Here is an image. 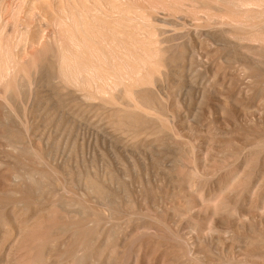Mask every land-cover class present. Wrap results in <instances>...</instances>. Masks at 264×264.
I'll return each mask as SVG.
<instances>
[{"label":"rangeland","instance_id":"374dc122","mask_svg":"<svg viewBox=\"0 0 264 264\" xmlns=\"http://www.w3.org/2000/svg\"><path fill=\"white\" fill-rule=\"evenodd\" d=\"M249 1L253 13L264 10V0ZM157 2L166 7L157 22L163 45L184 48L179 61L171 58L160 79L143 87L157 105L135 110L132 97L121 93L108 103L106 95L88 99L47 69L32 79L31 66H21L19 81L0 101L3 175L35 169L48 175L44 192L9 180L1 186L0 264H71L76 250L85 264H134L139 252L138 264H264V56L252 52L264 49L261 32L225 25L249 18L239 0L144 3ZM134 113L145 123L119 128L123 114ZM106 167L112 180L105 198L84 192L86 174L101 176ZM62 200L74 203L69 214L87 208L96 220L80 229L86 221L74 211L68 216ZM70 222L79 228L68 229ZM190 244L194 258L186 253Z\"/></svg>","mask_w":264,"mask_h":264},{"label":"bare ground","instance_id":"6f19581e","mask_svg":"<svg viewBox=\"0 0 264 264\" xmlns=\"http://www.w3.org/2000/svg\"><path fill=\"white\" fill-rule=\"evenodd\" d=\"M144 2L145 0H0V101L3 98H5L6 91L9 88L11 89V87H13L16 84L17 80L19 81L18 78H20L19 75H21V66L22 67L24 66L26 68L27 67L29 68V66H31L33 67V70L31 72L30 69L32 68L29 69V72H31V74L29 73V75L32 76V79L35 80L37 76L40 75L39 73H42L44 69H47L51 72L53 76H56V78L59 77L68 86L74 85V87L75 86H77V88L80 87L81 91L85 93L84 97L88 99L89 98L92 99L93 97H98L99 99V97H101L102 95L103 96L106 95L108 97H106V99L103 100V102L108 103L111 101V98L113 95H115V93H121V95L125 94V95H130L132 97L133 99L132 106L135 108V110L140 109L141 107L144 108L154 103H156L157 105V102L153 98H151L153 95L150 96L149 93L147 92V91H151V89L148 88L149 90L145 91L143 87L149 85L151 82L154 83L155 81L160 79L159 78L160 75L158 74L162 70L161 67L169 63V61H171V58L173 60L174 57H176L177 59L174 60L179 61L180 58L178 57L181 56V53L184 48L182 47L183 46L182 44L180 45L175 44L177 45L175 47H170V46L165 47L163 45L164 40L160 36L162 32L157 25V22L159 21L158 15L161 13V10L166 9L165 5L161 3L162 1L157 3H149V4H145ZM248 2L250 3L251 1L248 0ZM249 3L247 4L245 0H239L238 6L242 8L244 7V9L241 10L243 14L242 16H244V18L249 17L250 19L248 18L247 20H242L243 18H241L240 21L237 20L236 22H232L231 20V22H226L225 25L230 26L233 29V32L237 30H244L249 28L255 30V27L259 28L258 30H260L262 37L257 39V41L262 46V44H264V16H263L264 14L262 13L264 10L261 9L262 12L261 10H259V12L253 13V11L249 9L250 7L249 6H248L249 8L247 7V5H250ZM34 5L35 6L37 5L38 7L35 8L33 7ZM235 6L238 7L237 5ZM33 20H38V22L36 21L38 23V26L36 25L37 26L36 28L32 26ZM208 20L209 19H206L207 23L209 22ZM250 34L252 35V33ZM261 35L259 34V36ZM252 36L254 37V35ZM241 37L242 36H240V38ZM260 51H262L261 53L264 54L263 48H258L255 50V52L254 51L252 52L256 54L255 56H257L259 55ZM261 53L260 56L263 57L264 55L263 54L261 55ZM171 54L173 57L171 56ZM259 58L257 59L259 60ZM118 99L120 100V98ZM262 102L264 103V97L262 99ZM127 106L130 107L131 105L127 104ZM262 106H264V104ZM116 110H118V108ZM120 115L122 116V113H120ZM120 115L119 117H121ZM123 115H124L123 119L121 118V120L120 119L119 121L117 120L119 128L122 127L128 130H132V129L135 130L141 122H144V120L141 117L143 115L137 116L135 115V113L134 115L127 114V117L125 114ZM112 116L114 117L115 115L112 114ZM140 117L143 121H141ZM142 124L143 123H141L140 125ZM8 135H9L8 139L10 140L8 144L10 146L9 148L11 149V151H16L17 147L15 140L11 138L10 133ZM6 136L5 137L3 136V133H1V129H0V137L6 138ZM251 149L253 148L251 147ZM26 150L32 151L30 149H26ZM239 153L240 152H238L237 154ZM244 157L246 156L244 155ZM240 165L241 162L237 163L236 170L232 169L234 170V175L236 173H239L238 171L240 169L239 167ZM236 166L235 167L233 166L232 168H236ZM108 169L106 167V170L103 172V174L102 175L100 174L101 176H98L96 172H93L92 174L87 173L88 175L86 174L85 178L82 177L84 178L83 187H85L86 190L83 191L90 193H97L98 195H100L101 192L102 193L106 192L105 182L106 181L109 182L112 180L111 171ZM46 176H48L46 175V173L42 171L38 172L35 169L34 171L27 173L15 172L9 177L7 176L5 177L2 172V160L0 156V191L2 189L1 186H3V184L6 183L5 181L9 180L8 183L9 185L15 187L27 186L26 188L28 192H30L31 190L32 192L34 191L35 193L39 191L42 192L44 190V187L45 188L48 187V185H46V183L44 185L43 182ZM25 183L27 184L26 186H24ZM187 186H189V183ZM14 192H17V190H14ZM94 195L92 194V196ZM103 195L104 193L101 194V197ZM28 196L29 195H27V197ZM28 198L30 200L31 196H29ZM32 199L34 201L40 200V196L39 195L33 196ZM109 199L112 198L109 197ZM22 200L24 201L26 200V203H28L27 202L28 199H22ZM40 202L41 201H39L38 203ZM42 202L44 203V201ZM60 202L61 203H59V206L61 208L64 207L65 210L66 208L74 205V203L69 201L62 200ZM76 203L77 202H75V204ZM17 205L20 206L21 204L20 205L17 204ZM86 209L80 207L78 210H72V212L74 211L73 214L75 217H77V219H79L80 217L81 219L86 221L85 223H82L80 229L84 227L86 223L96 220V215L90 212V210L88 211ZM66 211H68L67 214L68 216L72 213L71 212L69 214L70 211L69 210ZM77 219L76 221L79 223ZM33 220L35 219L33 218ZM42 220L44 219L42 218ZM3 221L1 223H3ZM73 221H75V218ZM77 222H73V223L70 222L68 229L69 228L73 229L74 226L78 229L79 226L77 227L78 225ZM37 224H39V222H37ZM40 225L46 226L45 224H40ZM61 228L67 231V228H63V227ZM153 229L155 230V228ZM91 230H89V232H92ZM146 230L148 229L146 228ZM154 230L153 231L151 230V232L155 234L156 232ZM21 233L22 235H24L23 231ZM73 233H74L73 235H76L75 231ZM150 234L152 235V233ZM19 235L21 236V234ZM86 235H88V233ZM113 236H114L113 238H115V234H113ZM46 238L49 237H47L46 235ZM73 239L75 240L76 238L73 237ZM83 241L84 240L81 241L80 239L79 242L81 243ZM67 243L68 242H66V244ZM77 244H78V239H77ZM94 244H96V242ZM192 246L193 245L191 244L187 246L186 253L187 255L189 254L192 256V258H194L192 255L193 253L192 250L194 249H191L194 246L193 247ZM78 247L76 248L78 249ZM91 247L93 246H90V248ZM76 248L74 249L76 250ZM76 251H74L75 260L73 261L72 259H70L73 261V263H71V261L70 263L75 264L76 262V264H85V260L83 259L81 254L82 251L81 252L79 250L77 252ZM137 252H139V250ZM138 254H136V257H134L135 259L134 264L139 263ZM38 256L37 257L40 258L41 254L39 253ZM90 259L91 258L89 257V260ZM39 261L35 263L37 264L39 263Z\"/></svg>","mask_w":264,"mask_h":264}]
</instances>
